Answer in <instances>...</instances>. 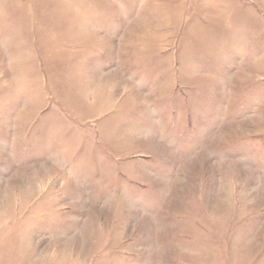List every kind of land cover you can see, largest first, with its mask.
Returning a JSON list of instances; mask_svg holds the SVG:
<instances>
[{
  "label": "rangeland",
  "instance_id": "1",
  "mask_svg": "<svg viewBox=\"0 0 264 264\" xmlns=\"http://www.w3.org/2000/svg\"><path fill=\"white\" fill-rule=\"evenodd\" d=\"M0 264H264V0H0Z\"/></svg>",
  "mask_w": 264,
  "mask_h": 264
}]
</instances>
